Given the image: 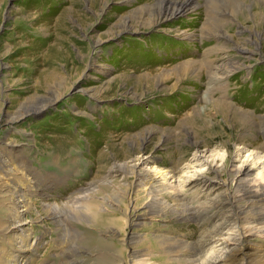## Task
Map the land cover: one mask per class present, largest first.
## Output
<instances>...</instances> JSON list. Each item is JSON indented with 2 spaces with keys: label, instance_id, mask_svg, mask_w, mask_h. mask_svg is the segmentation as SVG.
<instances>
[{
  "label": "rangeland",
  "instance_id": "374dc122",
  "mask_svg": "<svg viewBox=\"0 0 264 264\" xmlns=\"http://www.w3.org/2000/svg\"><path fill=\"white\" fill-rule=\"evenodd\" d=\"M167 1L0 0V264H205L213 231L257 222L186 217L231 195L240 151L264 154V0L158 18ZM209 164L219 184L191 183L184 202L138 176ZM256 255L258 228L221 264Z\"/></svg>",
  "mask_w": 264,
  "mask_h": 264
},
{
  "label": "bare ground",
  "instance_id": "6f19581e",
  "mask_svg": "<svg viewBox=\"0 0 264 264\" xmlns=\"http://www.w3.org/2000/svg\"><path fill=\"white\" fill-rule=\"evenodd\" d=\"M193 2L194 0H169L159 8L157 11V17L167 18L177 14H184L190 9L189 7L193 5ZM236 159V163L232 164L230 167V177L235 183V188L232 189L231 195L226 198V201L215 200L202 207L190 204L186 218L194 220L196 223L197 221L202 223L211 222L213 218L221 217V215L225 218L226 211L232 212L233 217L252 212L256 216L257 222H249L250 224L248 225L247 231L239 233L232 232V235L230 232H225L223 234L227 235L220 236L222 229H216L213 231L212 237L210 236L204 240L201 247L202 249L199 248L196 251L203 252L204 250L206 251V248L210 250V255L212 254L213 259H208L204 262L205 264H221L225 258V254L233 249H235L237 254H242L246 247L247 236L248 234H251L252 229L254 228H258L264 235V154L261 155L258 151L252 152L246 149L240 151ZM0 164H2L1 155ZM137 164L138 163L134 161L131 167L135 168ZM2 166L0 168H2ZM218 171L219 169L217 166L215 167L212 164H209V170L205 172L194 170L192 174H185L186 176H183L182 180L171 181L168 179L172 178V175L168 176V173H159L160 171L150 173L149 170L142 167L138 171V176L139 180L143 181L147 192L158 194V192L163 190H171L175 192L176 196H178L181 201H183L184 199L189 198V195L183 190H185V187L191 183L197 184L202 191L213 188L219 184V180L216 179L215 176ZM11 195L12 194L9 195V200H11ZM8 207L10 210L7 213V216L10 217L11 205H8ZM13 218L14 222L11 224V228L9 227V230L14 228L17 229L23 223L21 219H19V216L15 215ZM54 219H60V216L56 215L54 216ZM259 224H262V226L260 227ZM76 258L70 256L67 258L65 254L62 253L59 262L63 264L69 260L71 262H69V264H78L79 261L77 260L79 259L76 260ZM252 260L254 261V264H263L259 255H256ZM1 262L2 260L0 257V263ZM108 262V257L103 256L99 258V264H109ZM144 263H146V261H144Z\"/></svg>",
  "mask_w": 264,
  "mask_h": 264
}]
</instances>
